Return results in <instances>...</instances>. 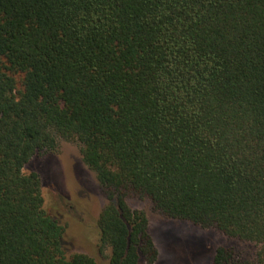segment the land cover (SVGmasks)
<instances>
[{"label": "trees", "instance_id": "obj_1", "mask_svg": "<svg viewBox=\"0 0 264 264\" xmlns=\"http://www.w3.org/2000/svg\"><path fill=\"white\" fill-rule=\"evenodd\" d=\"M61 139L107 200L108 264L158 262L130 198L261 246L212 264H264V0H0V264H98L24 172Z\"/></svg>", "mask_w": 264, "mask_h": 264}, {"label": "rangeland", "instance_id": "obj_2", "mask_svg": "<svg viewBox=\"0 0 264 264\" xmlns=\"http://www.w3.org/2000/svg\"><path fill=\"white\" fill-rule=\"evenodd\" d=\"M24 172H36L41 177L45 209L67 229V253L88 254L98 264H108L110 250L99 254L95 233L107 200L96 175L83 161L81 145L61 139L56 151L35 155ZM128 204L132 209L143 210L149 218V232L159 251L157 264H212L220 247L230 248L239 262L255 263L258 259L261 246L256 243L230 238L213 228L168 219L156 212L148 199L130 198Z\"/></svg>", "mask_w": 264, "mask_h": 264}]
</instances>
